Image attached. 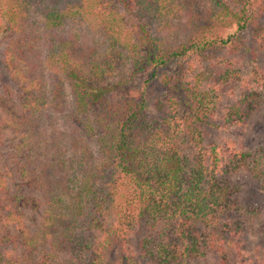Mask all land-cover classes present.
Returning <instances> with one entry per match:
<instances>
[{
	"label": "trees",
	"instance_id": "trees-1",
	"mask_svg": "<svg viewBox=\"0 0 264 264\" xmlns=\"http://www.w3.org/2000/svg\"><path fill=\"white\" fill-rule=\"evenodd\" d=\"M45 1L0 0V78L9 71L12 80L0 99V264H264V252L257 256L244 242L249 227L264 235V145L250 142L256 125L264 131L257 41L264 39V0H191L211 5L191 40L164 50L158 34L140 27L135 55L125 49L130 40L117 2L138 7L146 0ZM218 24L225 33L214 34ZM244 32L248 47L239 39ZM77 45L99 55L77 59ZM211 50L220 51L212 58ZM191 55L207 67L158 74ZM54 57L63 63L69 104L56 79L49 90L26 73ZM127 57L130 69L117 76ZM142 74V84L125 94ZM18 103L24 114L8 108ZM54 110L70 127V146H61L64 132L46 140L36 134ZM68 149H81L86 162L79 157L80 172L56 188L45 180L52 194L44 229H24V189L39 183L41 169L47 176L51 167L64 170Z\"/></svg>",
	"mask_w": 264,
	"mask_h": 264
},
{
	"label": "rangeland",
	"instance_id": "rangeland-1",
	"mask_svg": "<svg viewBox=\"0 0 264 264\" xmlns=\"http://www.w3.org/2000/svg\"><path fill=\"white\" fill-rule=\"evenodd\" d=\"M41 1L40 4H43V6H47L49 2H46L45 0H39ZM146 4L141 6H135V4L131 2H117L118 3V8L120 9V15L124 18V21L119 25L122 34L126 35L128 40H130V44L128 45L127 48H125L127 51H129V55H135L137 51H139L134 44L137 43L136 40L140 38V35L138 36L139 28L144 27L147 29L149 32H153L155 34H158L157 38H159L160 41V48H163L164 50L179 46V44H182L186 41H189L193 38V34L196 31V28L201 26L203 21L206 20L207 17V12L208 9L211 7V5L206 6V3H199L197 1H191V0H186L187 2H181L178 0L177 2H147ZM74 2V1H73ZM72 2V3H73ZM60 4H68V0H64V2H59ZM71 4V2L69 3ZM33 10H30L28 13V16L30 17V20L27 21V31L32 32V30H35L36 26L34 24L35 19L32 16ZM216 27L214 28V34L215 33H225V29L222 26L215 25ZM233 32L232 29H227L226 32L228 31ZM39 31V32H38ZM158 31V32H156ZM36 32L42 34L41 30H37ZM128 32V33H127ZM69 33L66 32V35ZM216 35V34H215ZM91 37H95V35H91ZM242 42L244 44V47H248L252 44L251 34L249 32H244L241 36ZM244 39V40H243ZM258 44H259V49L263 51L260 55L264 59V39H257ZM45 43V42H44ZM125 44V43H123ZM46 46H48L46 44ZM80 48L82 46L77 45L76 48L72 51V53L75 55L77 59L82 58L84 60L88 59H96V57L99 55V52L95 54V52L89 51L84 53V51H81ZM121 49V47H119ZM47 49V48H46ZM44 49V56H46L47 50ZM60 48L56 49V52H60ZM220 51V50H219ZM217 50H211L209 51V54L213 55L212 58L219 52ZM92 54V55H90ZM195 55V54H194ZM194 56L187 57L185 56L182 59L179 60H174L166 68H162L159 70L158 74H168V75H175L176 73H180L182 70H185V67L192 66L194 69H198V67H207V62L202 60V57H198V59L193 58ZM32 58V56H31ZM211 58V59H212ZM43 61V60H42ZM133 61L127 57L124 59L119 65L120 67L118 68V71H122L117 76H120L121 74L125 73L126 70L130 69V64ZM209 62V61H208ZM38 64V63H37ZM62 61H56V57L52 58L51 61L48 62L46 68L42 63L36 67L35 70H31L30 67L27 69L26 73L28 75H32L29 78H32L37 80L40 83H44L46 80V84L51 90V87L53 86L55 79L56 82H60L62 84V87L64 88L65 91V100L66 103L69 104L71 101V96H70V89L69 86L67 85L68 81L65 80L64 76L61 74L63 71L59 70L58 68H62ZM22 66V65H20ZM56 68L57 73L53 74V69ZM46 69L47 71H44ZM49 71V72H48ZM50 73L49 75H47ZM20 73L17 72L16 76L17 79L20 78ZM5 74H1L0 78V99H3V95H5V90H3V87H1L3 84H11L12 80L9 77V71L7 73V76H4ZM46 76H50V78H47ZM145 80V76L139 75L137 76L134 81L131 83L129 87H126L124 92L125 94L130 93L129 90H136L142 82ZM15 90V89H14ZM165 95L169 94V92H164ZM6 96V95H5ZM22 103H18L17 105L10 104L8 107L10 110L13 111L14 114H19L21 115L23 113L22 105L20 108V105ZM19 106V107H18ZM51 109V108H50ZM48 114L52 115L51 118L45 119L42 117V119L39 122V127L37 128L36 134L39 136L38 138H41V140H46V138H49L51 134H59L63 133L67 135L68 125L66 126L63 123V120L61 119L60 113L54 111H49ZM44 116V114H43ZM86 116V115H85ZM56 118V119H55ZM83 122V120H82ZM67 127V128H66ZM31 128V124L27 123L25 127H23L24 131H27L28 129ZM254 133L257 135L256 138H251V143H254V147H260L261 145H264V131H262V127L260 125H256L254 128ZM253 133V134H254ZM260 133V134H259ZM260 138V139H259ZM70 138L67 135V138L61 142V146H65L68 144V146L71 145V141H69ZM51 142V141H50ZM78 151L77 154H75L74 151ZM81 149H68L66 154L64 155V163L66 165V168L61 171H56L53 170V168H49L48 171L50 172V175H46V171L41 169L39 173L35 174L34 179L38 181L39 183H33L32 186L29 189H24L23 191V196L28 202V206L22 211L24 212V219H25V227L24 229L29 230L34 228V230L38 231H43L44 229V224L41 225L42 220L45 218V215H42V212L48 211L50 207L49 204H47V200L50 194V192L47 188L46 181L45 180H50L53 185L57 187L58 181H61L66 175L67 177L71 176V178L75 177L74 176V171L77 170V172H80L79 169V157L83 159V162H86V158L84 159L82 156V152H80ZM82 151V150H81ZM74 152V153H73ZM91 150L89 148V153L91 154ZM52 153V152H51ZM78 153H80L78 155ZM89 162V159L87 160ZM89 164V163H88ZM44 171V172H43ZM49 174V173H48ZM72 184V183H71ZM31 189V190H30ZM59 192V190H57ZM73 199V198H72ZM69 199V200H72ZM25 201V200H24ZM257 201V200H256ZM22 202L20 203V205ZM23 207V206H22ZM19 207V208H22ZM64 210V209H62ZM264 209H259V212L263 211ZM68 217V216H66ZM260 221V220H259ZM67 221H65L66 223ZM54 227V226H53ZM52 227V228H53ZM56 226L54 227V234H55ZM249 230L252 231L250 238L248 241H244L247 249H252L251 252H254L253 254L256 253L257 256H260L262 252H264V235L262 231L260 230V226H257L255 229H252V227H249ZM50 233L51 230L49 231ZM14 234L18 235V231H15ZM20 240H23L20 238L17 239L19 242ZM50 238L46 239L45 241L40 244L41 247L39 249L45 248L46 245H48L50 242ZM45 242V244H44ZM17 249L19 251L24 250L22 245L20 243H17ZM46 248H48L46 246ZM259 248H262L263 250L261 252H257ZM239 251V250H238ZM63 258L62 260H66V258L72 260L71 258L65 257L64 255H61ZM74 257L76 255H73ZM112 257V256H110Z\"/></svg>",
	"mask_w": 264,
	"mask_h": 264
}]
</instances>
